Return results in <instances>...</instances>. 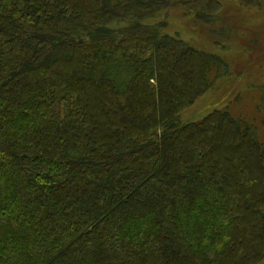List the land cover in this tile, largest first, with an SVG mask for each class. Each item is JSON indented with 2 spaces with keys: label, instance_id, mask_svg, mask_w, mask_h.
I'll return each mask as SVG.
<instances>
[{
  "label": "trees",
  "instance_id": "trees-1",
  "mask_svg": "<svg viewBox=\"0 0 264 264\" xmlns=\"http://www.w3.org/2000/svg\"><path fill=\"white\" fill-rule=\"evenodd\" d=\"M172 7L222 1L0 0V264L264 260V85L259 126L182 121L231 68Z\"/></svg>",
  "mask_w": 264,
  "mask_h": 264
},
{
  "label": "rangeland",
  "instance_id": "rangeland-1",
  "mask_svg": "<svg viewBox=\"0 0 264 264\" xmlns=\"http://www.w3.org/2000/svg\"><path fill=\"white\" fill-rule=\"evenodd\" d=\"M221 1L215 23L199 22L178 7L160 17L165 18V32L222 56L231 68V75L219 79L212 89L186 107L181 119L197 120L216 108H229L234 115L259 126L257 99L259 87L264 85V0H252L251 4L244 0ZM258 264H264V260Z\"/></svg>",
  "mask_w": 264,
  "mask_h": 264
}]
</instances>
